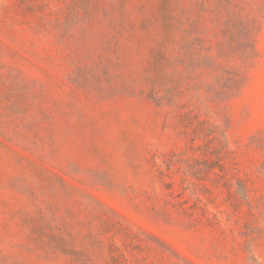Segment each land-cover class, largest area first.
Segmentation results:
<instances>
[{"label": "rangeland", "instance_id": "1", "mask_svg": "<svg viewBox=\"0 0 264 264\" xmlns=\"http://www.w3.org/2000/svg\"><path fill=\"white\" fill-rule=\"evenodd\" d=\"M0 264H264V0H0Z\"/></svg>", "mask_w": 264, "mask_h": 264}]
</instances>
